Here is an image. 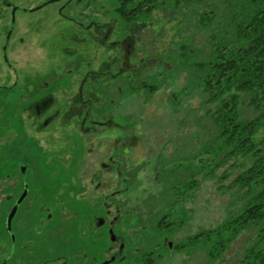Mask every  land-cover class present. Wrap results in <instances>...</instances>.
<instances>
[{
  "label": "rangeland",
  "instance_id": "rangeland-1",
  "mask_svg": "<svg viewBox=\"0 0 264 264\" xmlns=\"http://www.w3.org/2000/svg\"><path fill=\"white\" fill-rule=\"evenodd\" d=\"M29 1L27 6L41 0ZM173 15L176 14L167 8L156 9L151 14L147 12L135 36L137 53L134 57L136 61L146 58V62L133 73H122L116 82H110L106 77L111 85L107 90L109 95L97 96V107L100 105L102 109L96 112L95 117H111V125L101 128L102 132L79 130L71 137L67 132H62V126L55 124V128L61 131L55 134L57 136H52L50 130L40 132L33 118L27 117L29 94L33 86L29 79L53 83L70 62L91 61L92 68L98 71L110 64L120 67L123 58L108 43L99 41L92 57L91 53L75 57L63 50L76 47L71 40L74 25L58 21V16L50 15V7L26 16L19 11L18 22L24 18L29 21H25L30 27L29 32H23L22 27L20 29L25 44L12 51L11 42L4 51L5 40L0 39V83L11 87L9 91L0 93V177L6 178L8 170L18 163L12 158L17 145L20 152L15 154L19 163H30L28 176L43 179V187L50 196L58 195L72 200L77 176L89 181L95 172L102 171V161L108 162L109 155H116L121 162L119 167L129 179L127 186L121 184L116 166L105 169L102 175L110 179L112 191L121 189L127 209L140 214V221L146 226L151 217L156 219L158 214L167 211V208L155 204V200L169 189L172 182L187 179L193 170L199 186L190 191H184L182 187L179 203L171 211L174 218L180 220L179 217L183 216L181 219L184 221L179 224L177 220L176 231L169 236V240L175 244L191 235L215 228L241 208L246 201L243 191H236L230 186L249 163L235 158L204 179L206 169L202 167L212 163L209 151L214 147L216 134L205 114L211 104H206L207 93L195 80L200 70L185 63V59L181 64L178 60L184 54L191 55V49L195 48L200 50L199 57L207 54V33L204 35L194 26L186 28L172 20ZM78 49L81 50V46ZM191 53L192 57L198 58L199 54ZM111 72L115 73L116 70ZM66 80L67 77H61L57 82L64 83ZM142 80L154 84V92L138 85ZM103 82L105 80L101 79L102 85ZM250 98L249 93L242 96L245 103ZM243 113L247 118L256 115L248 105H243ZM166 175L170 176V180L164 183L161 176ZM256 234L254 227L242 231L215 261L210 260L206 250L177 246L173 253L163 252L164 256L156 264H246V248L255 243ZM8 249L7 230L0 226V262L7 260ZM43 253L42 258L53 255L46 251ZM94 253L102 258L103 247L96 246ZM69 262L76 264L71 260ZM8 264H35V260H19L16 263L12 260Z\"/></svg>",
  "mask_w": 264,
  "mask_h": 264
},
{
  "label": "flooded vegetation",
  "instance_id": "flooded-vegetation-1",
  "mask_svg": "<svg viewBox=\"0 0 264 264\" xmlns=\"http://www.w3.org/2000/svg\"><path fill=\"white\" fill-rule=\"evenodd\" d=\"M140 1L41 0L27 6L29 0H0V39L2 37L5 40L4 51L11 42L12 51L25 44L20 29L22 27L23 32H29L30 27L26 23L29 21L24 18L18 22L19 11L26 16L50 7V15L58 16V21L74 25L71 40L76 47L63 50L75 57L90 53L92 57L96 44L101 42L108 43L123 58L120 67L110 64V68L102 67L98 71L92 68L91 61L70 62L53 83L30 78L29 82L33 86L29 94L27 117L33 118L40 132L50 130L52 136H57L55 134L61 131L55 128V124L62 126V132L73 137L79 130L86 133L102 132L101 128L111 125V117H95L96 112L102 109L100 105L97 107V96L109 95L107 90L111 85L106 77L110 82H116L124 73H121L123 69L133 73L146 62V58L139 61L134 59L137 53L135 36L143 23L126 26L116 10L126 5L138 8ZM112 70L116 72L112 73ZM61 77H67L68 80L57 82ZM101 79L105 80L103 85ZM10 89L9 85L0 83V93ZM19 152L20 147L16 145L12 158L18 163H13L16 166L8 170L6 178L0 177V226L7 230L9 245V256L0 264H8L12 260L15 263L19 260H35V264H69V260L76 264H156L160 254L167 249L174 252L177 244L169 240L170 232L160 236L158 231H154L155 227L147 228L141 221L133 226L128 223L127 202L121 196V189L112 191L110 179L102 175L105 169L116 166L121 184L127 186L129 179L119 167L121 162L116 155H109L108 162L102 161V171L95 172L89 181L77 176L76 188L70 200L58 195L50 196L43 187V179L28 176L30 163H19L15 154ZM24 193L23 200L17 205ZM15 207L8 230L7 218ZM168 229L171 227L165 228ZM96 246L103 247L102 258L94 253ZM43 251L53 255L42 258Z\"/></svg>",
  "mask_w": 264,
  "mask_h": 264
},
{
  "label": "trees",
  "instance_id": "trees-1",
  "mask_svg": "<svg viewBox=\"0 0 264 264\" xmlns=\"http://www.w3.org/2000/svg\"><path fill=\"white\" fill-rule=\"evenodd\" d=\"M140 2L138 8L126 5L116 10L127 26L142 22L147 12L151 14L156 9L167 8L176 14L172 20L186 28L194 26L204 35L207 33V54L201 53V58L200 50L195 48L191 49V55L184 54L178 58L179 64L185 59V63L200 70L195 80H198L199 87L207 93L206 104H211L205 114L216 134L213 139L214 147L209 151L212 163L202 167L206 169L204 179L214 175L216 168L235 158L249 163L230 186L236 188V191H243L246 201L242 207L215 228L191 235L177 246L206 250L210 260L215 261L242 231L254 227L257 231L256 241L246 248L244 260L246 264H264V0ZM194 35L191 37H195ZM193 51L199 54L198 58L192 57ZM138 85L151 92L156 88L146 80ZM247 93L251 94V98L245 103L242 96ZM243 105L252 107L256 115L247 118L243 113ZM194 174L191 170L187 179L172 182L169 189L161 193L155 204H159L160 208H167V211L159 212L156 219L151 217L146 224L147 228L155 227L154 231H158L160 236L176 231L175 224L179 219L174 218L171 211L179 203L182 187L184 191H190L199 186L200 182L194 179ZM161 177L164 183L170 180L169 175ZM128 213V223L131 226L141 220L140 214L131 210ZM181 217L177 221L179 224L184 222ZM169 226L171 229L165 230ZM165 252L170 253L168 249ZM163 256L162 253L159 258Z\"/></svg>",
  "mask_w": 264,
  "mask_h": 264
},
{
  "label": "water",
  "instance_id": "water-1",
  "mask_svg": "<svg viewBox=\"0 0 264 264\" xmlns=\"http://www.w3.org/2000/svg\"><path fill=\"white\" fill-rule=\"evenodd\" d=\"M125 71H127V69H123V70L121 71V73H122V72H125ZM24 196H25V193L20 197V199H19L18 202H17V205H18L19 203H21V201L23 200ZM15 211H16V207L12 210V212L10 213V215H9L8 218H7V227H8V230H10L11 220H12L14 214H15Z\"/></svg>",
  "mask_w": 264,
  "mask_h": 264
}]
</instances>
